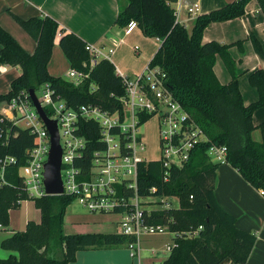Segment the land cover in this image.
<instances>
[{"label": "trees", "instance_id": "16d2710c", "mask_svg": "<svg viewBox=\"0 0 264 264\" xmlns=\"http://www.w3.org/2000/svg\"><path fill=\"white\" fill-rule=\"evenodd\" d=\"M176 1L126 0V5L120 6L116 24L124 28L135 21L145 37L161 40L149 67L163 71L174 98L203 129L209 141L193 151L183 168H171L167 182L160 161L142 163L138 194L142 198L174 197L180 201L178 208L145 212L150 225L168 227L171 233L177 234L169 258L162 264H249L257 236L239 230L236 218L218 204L215 179L219 164L211 161L208 150L211 145L227 147L226 163L264 194V124L255 126L253 122L254 113L264 108V70L250 74L249 82L257 89L259 99L246 105L240 91L236 61L230 54L231 45L204 42L203 37L205 30L214 23L242 18L252 0H235L200 15L193 21L191 30L177 23L173 8ZM256 1L264 14V0ZM20 25L38 45L35 53L29 54L0 25V65L21 69L11 90L0 95V105L22 92H38L48 84L71 108L93 104L111 113L122 111L125 87L112 62L100 60L90 69L91 56L86 51V44L74 34L63 36L60 46L71 68L89 74L76 86L62 77L52 76L47 70L58 23L50 18H32ZM258 46L262 52L261 45ZM218 57L222 58L231 75L227 84H222L215 74ZM151 117L153 115L144 114L142 124ZM257 129L263 132L261 142L253 137ZM79 133L86 137L88 144L85 160L78 162V166L87 170L94 152L105 150L106 146L98 141L99 130L92 122H82ZM36 144L37 139L29 129L4 119L0 112V160L14 158L16 161L6 166L5 184H0V227L10 226V212L19 209L23 202L33 201L41 211L40 222L29 221L24 231L1 240L3 249L17 255L0 259V264H72L82 251L135 244L134 237L118 233L66 234L64 217L75 201L71 196L29 199L19 170L27 163V151ZM153 188H156L155 193L151 192ZM195 231H198L196 235L185 234Z\"/></svg>", "mask_w": 264, "mask_h": 264}, {"label": "built area", "instance_id": "2783aa9c", "mask_svg": "<svg viewBox=\"0 0 264 264\" xmlns=\"http://www.w3.org/2000/svg\"><path fill=\"white\" fill-rule=\"evenodd\" d=\"M173 8L177 23L183 26V11L193 17L199 12L197 3L186 6L185 0H177ZM136 28L137 23L131 21L123 28L124 35L132 34ZM57 36L61 37V34ZM111 44L108 48L86 44V51L91 56L90 69L100 60L111 62L121 41L112 40ZM135 51H139L138 46ZM116 72L125 87L121 112L111 113L93 104L71 108L64 99L56 96L48 84L38 91H41V97H38V92L36 96L47 115V111L49 112L48 117L57 121L62 148L63 195L73 197L83 209L92 213H120L122 217L117 223L118 234L136 239V243L128 247L132 250L133 257H137L136 247L143 239L168 234L177 236L171 233L168 227L150 225L145 215L146 211L150 213L154 210L174 208L169 201L172 197L142 198L138 194L139 166L152 161L141 156V153L146 151L141 134L143 115H153L159 120L161 158L158 161L165 171V182L169 180L171 168H183L191 159L193 151L209 140L203 129L174 98L160 68H150L148 65L144 72L133 77L121 74L117 69ZM88 77L89 74L84 71L71 69L64 79L79 86ZM0 112L4 119L29 129L36 137L37 144L27 151V163L20 168L19 174L29 199L48 196L44 174L51 150V137L29 93L22 92L11 101L3 103ZM82 122L96 124L99 130L98 141L106 146L105 150L94 152L87 170L78 166V162L85 160L84 152L88 144L86 137L79 133ZM227 153L225 146L211 145L208 150L211 161L219 165L226 163ZM11 163H16L14 158L0 160L1 185L5 184L6 166ZM129 192L131 194H128ZM151 192L155 193L156 188ZM152 200H158L163 207H144L145 202ZM198 231L185 234L192 236ZM174 246L172 242L167 246V250L171 252Z\"/></svg>", "mask_w": 264, "mask_h": 264}, {"label": "crops", "instance_id": "0c3cea01", "mask_svg": "<svg viewBox=\"0 0 264 264\" xmlns=\"http://www.w3.org/2000/svg\"><path fill=\"white\" fill-rule=\"evenodd\" d=\"M233 1L235 0H185L186 6L197 3L199 12L193 17L183 11L181 20L185 27L191 30L193 21L198 16L220 9ZM125 5L126 0H0V25L29 54L33 55L38 42L22 28L20 22L32 18H50L57 22L59 25L57 35L60 33L61 37L57 36L53 47L54 53L47 64L49 74L55 77H61L54 75L52 70H55L54 59L57 49L62 50L60 41L63 36L74 34L85 44L104 48L110 47L112 40L121 41L111 62L121 74L133 77L144 72L158 51L161 40L145 37L139 28L125 36L123 28L116 24L120 6ZM203 41H217L231 45L230 54L236 61V68L240 74L239 86L244 103L249 105L256 102L259 99V93L256 88L251 86L249 76L256 70H264V14L257 1L252 0L247 5L246 13L242 18L210 25L204 32ZM259 44L262 47V52L259 49ZM136 46L139 47V51H135ZM214 71L222 84L230 82L231 75L221 57L217 58ZM20 75V68L0 65V95L7 94L11 90L13 81ZM2 105H0V110ZM253 122L255 126L264 124V108L254 113ZM257 135L260 137H256ZM253 137L256 141L261 142L263 139L262 130L257 129ZM215 197L223 210L236 218V226L239 230L256 234L257 242L250 256L249 264H264L263 192L245 181L231 165L224 163L220 164L216 171ZM22 205L23 203L21 207ZM33 207H35L34 202ZM20 208L10 212V226L1 228V233L5 234L2 239L10 237L15 232L24 231L29 221H41V211L35 207L39 211L37 213H40L39 217L31 219L28 216L25 219L24 228L16 229L13 225L12 214L19 211ZM102 217H104L103 214H81L66 211L64 231L66 234L118 233L117 230L108 229L107 226L110 224L103 222ZM165 237L166 242L159 247V242ZM173 239L174 235L172 234L145 238L136 247L137 257H133L132 250L126 245L103 250L82 251L77 254V260L72 264H131L129 259H133V264H135L134 261L137 264H145L143 253L146 252L150 253V257L155 258V262H157L150 260V262H154L152 264H162L170 256L167 246L173 242ZM161 254H165V256L159 259Z\"/></svg>", "mask_w": 264, "mask_h": 264}, {"label": "rangeland", "instance_id": "374dc122", "mask_svg": "<svg viewBox=\"0 0 264 264\" xmlns=\"http://www.w3.org/2000/svg\"><path fill=\"white\" fill-rule=\"evenodd\" d=\"M54 53V48L52 55ZM56 57L54 59V65L55 70H52V73L54 75L61 76L62 78L67 77V73L71 70V64L69 63L66 55L61 49H57ZM52 58V57H51ZM238 71V70H237ZM239 73V72H238ZM38 97H41V91L37 93ZM23 126V124H22ZM159 120L157 117H151L147 122H145L141 127V134L143 135V142L146 146V151L141 153V156L144 158H147L148 160H154L158 161L161 158V146H160V133H159ZM260 137V136H256ZM160 201V200H159ZM171 204L174 206V208H178L180 206V201L177 198H171L169 199ZM144 207L146 208H162L163 205L158 202V200H152L144 203ZM35 207H33L32 201H26L23 202L22 207L19 211H15L12 214L13 218V225L16 229H23L24 228V222L25 219L30 216L31 219H37L39 217L40 213ZM67 212H73V213H81V214H90L92 212L86 211L83 209L77 201H74L67 209ZM92 214H98L100 213H92ZM104 217H102L103 222H106L110 224L107 226L108 229L111 231H119V228L117 226V223L121 220L122 215L120 213H107L103 214ZM5 236L4 233L0 234V242L2 238ZM166 242V237L161 239L159 242V247H161ZM3 252V254H2ZM11 255H17V253L5 250L1 247L0 244V259H8ZM150 253L146 252L143 253V258L147 263H154L156 260L155 258L150 257ZM165 254H161L159 259L164 257ZM131 261V264H133V259H129ZM150 260L154 262H150ZM135 264L136 261H134ZM157 263V262H155Z\"/></svg>", "mask_w": 264, "mask_h": 264}, {"label": "water", "instance_id": "95a60500", "mask_svg": "<svg viewBox=\"0 0 264 264\" xmlns=\"http://www.w3.org/2000/svg\"><path fill=\"white\" fill-rule=\"evenodd\" d=\"M29 96L36 107L40 117L45 123L51 137V150L48 162L45 165V188L48 196H62L64 194L63 181L61 177L62 148L57 127V121L48 117L44 109L40 106L36 92L31 90Z\"/></svg>", "mask_w": 264, "mask_h": 264}]
</instances>
